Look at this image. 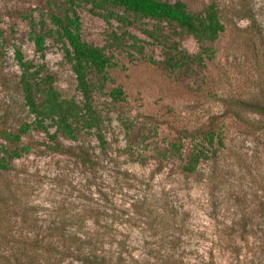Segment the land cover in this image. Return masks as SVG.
I'll use <instances>...</instances> for the list:
<instances>
[{"label": "rangeland", "instance_id": "1", "mask_svg": "<svg viewBox=\"0 0 264 264\" xmlns=\"http://www.w3.org/2000/svg\"><path fill=\"white\" fill-rule=\"evenodd\" d=\"M183 1L191 11L210 1L219 8L224 30L206 42L209 55L165 20L90 1L74 6L82 39L102 46L112 62L105 77L89 74L106 148L84 130L97 161L90 167L47 148L45 133L30 129L23 141L32 152L16 164L38 169L32 196L50 209L80 194L98 198L124 233L98 251L122 253L120 264H264V0ZM51 13L64 14L63 0H0V125L33 119L17 50L38 71L36 98L48 78L62 97L83 98ZM33 25L47 33L44 56L30 37ZM114 87L123 90L119 99ZM206 130L216 132L214 144H204L208 157L184 172L183 158L167 153L170 143L184 157ZM137 198L147 207L134 216Z\"/></svg>", "mask_w": 264, "mask_h": 264}, {"label": "trees", "instance_id": "2", "mask_svg": "<svg viewBox=\"0 0 264 264\" xmlns=\"http://www.w3.org/2000/svg\"><path fill=\"white\" fill-rule=\"evenodd\" d=\"M83 1H90L100 8L122 7L138 16L175 24L191 34L207 55L210 47L206 42L216 39L224 30L215 1L207 3L200 11H191L183 0H63L64 14L51 13L50 18L55 26L54 35L62 43L63 55L71 64L83 98L62 97L50 78L44 80L46 85L40 90L41 96L36 98L34 77L38 71H31V62L25 61L17 50L23 70L24 101L33 119L21 122L17 128L0 125V264H120L121 259H125L122 253L98 251L105 242L124 236L108 222L106 217L112 214L99 207L98 198L80 194V200H63L55 209H50L32 196L41 181L40 176L36 178L38 169L30 170L22 161L20 165L16 164L32 152V144L23 141L24 134L30 129L45 133L47 148L75 155L80 163L90 167L97 161L82 139L84 130L94 132L99 139V148H106L101 131L102 116L93 104L89 74L105 77L112 62L102 46L81 37V20L74 6ZM46 36L45 31H37L33 25L30 37L41 56H44ZM169 64L174 68V63ZM122 94L121 87L111 90L114 99H119ZM258 109L264 116V104H259ZM215 137L214 130H206L200 139L191 142L184 157L177 142L170 143L167 153L182 157V170L193 173L208 157L205 142L213 145ZM62 139L72 143L65 144ZM144 207H147L144 199L137 198L129 209L136 216L143 214ZM123 242V238H119V246L124 247ZM128 255L132 262H138L134 254L129 252Z\"/></svg>", "mask_w": 264, "mask_h": 264}]
</instances>
